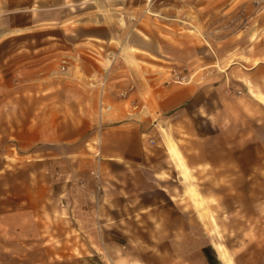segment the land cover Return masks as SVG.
Returning a JSON list of instances; mask_svg holds the SVG:
<instances>
[{
  "label": "crops",
  "instance_id": "1",
  "mask_svg": "<svg viewBox=\"0 0 264 264\" xmlns=\"http://www.w3.org/2000/svg\"><path fill=\"white\" fill-rule=\"evenodd\" d=\"M104 1L93 0L97 3L95 9L101 12L82 14L78 23L92 29L77 40L46 34L48 30L34 31L35 34H46L43 38H1L3 45L5 41L18 44L12 53L9 50L2 52L0 63L1 167H19L26 155L37 162L48 161L51 187L56 192L54 201L64 209L58 211L64 213L62 221L85 238V249L96 253L101 261L149 264L153 254L137 258L132 253L125 257H118L114 252L110 255L118 247H130L161 251L158 258L164 264V259L169 262V251H179L182 245L170 243L168 239L163 241V237L155 243L154 234L169 235L165 219L185 217L184 207H180L185 200L183 180L165 145L163 148L148 146L142 137L148 136L160 124L166 128L170 124L172 127L174 124L184 126L185 123H181L184 118L180 121L174 116L175 112L180 116L182 104L195 99L199 91L224 89L235 77L229 70L232 67H220V58L214 55L213 59H206L200 53L188 61L178 59V63L189 66L188 75L196 74L198 69L214 72L205 83L197 81L182 86L159 83L163 74L153 78L148 69H139L134 61L153 65L148 56L154 57L159 52L157 48L170 51L169 43L163 38H188L170 28L173 26L170 20L187 10L185 2L172 0L168 5L153 7V11L160 14L156 17L166 21L158 23L161 19L149 12L153 17H148L147 21H143L144 16L138 17L145 9L138 0ZM228 2L193 0V7L202 21L203 11L226 10ZM90 3L92 0L82 6L89 7ZM32 6L36 7V2ZM0 10H10L9 0L2 1ZM66 20L74 22L69 16ZM141 22L148 31L137 29ZM127 40L131 48L147 57L125 49L123 42ZM112 42H119L121 51H108V62L102 64L107 59L106 53L96 52L93 48L97 43L109 45ZM26 43L37 46L31 48ZM183 46L186 44H179V47ZM28 48H31L29 53L26 52ZM161 53L176 59L174 52L172 56L164 50ZM214 67L218 70L214 71ZM216 75L220 78H215ZM106 105L109 106L107 111L100 113V108ZM135 106L140 108L132 109ZM173 148L170 147V153L176 159L178 157L180 168L187 171L182 163L185 152ZM160 152L170 161L172 178L161 176V164L155 161ZM164 180H169L172 189L167 184L163 186ZM155 187L165 192L166 200L162 202H168L170 207L156 206L147 197ZM112 206L119 210L111 211ZM36 217L43 219L44 215L40 213ZM138 218L143 226L134 221ZM154 218L160 220L156 231L153 223L148 222ZM174 232L183 233L184 229L178 228ZM118 241H122L121 244ZM220 249L218 245V252L222 251ZM194 251L197 253L193 254L189 264L219 261L215 254L210 258L201 246ZM220 256L224 262L232 264L222 253ZM184 258L182 264H185Z\"/></svg>",
  "mask_w": 264,
  "mask_h": 264
},
{
  "label": "rangeland",
  "instance_id": "2",
  "mask_svg": "<svg viewBox=\"0 0 264 264\" xmlns=\"http://www.w3.org/2000/svg\"><path fill=\"white\" fill-rule=\"evenodd\" d=\"M89 1L9 0L10 10H0V63L2 52L9 50L12 53L18 45L12 41H5L3 45L1 38H43L46 34L75 40L82 37L85 31L92 29L78 23L82 14L88 16L101 12L95 9L97 3L93 0L89 7L82 6ZM138 1L145 8L138 16H144L143 21L153 17L150 14L161 19L156 17L160 14L152 8L172 2ZM228 1L226 10L203 11L202 21L200 14L195 13L193 0L179 1L185 2L187 10L170 20L173 23L170 28L188 38H163L170 45V53L166 52L167 49L157 48L159 52L154 57L148 56L153 65L134 61L139 69H148L153 78L163 74L159 83L170 86L191 85L197 81L205 83L207 77H213L214 72L199 69L196 74L188 75L189 66L178 63V59L188 61L200 53L206 59H213L214 55L220 58V67H232L229 70L235 77L224 89L199 91L195 99L182 104L180 116L177 112L174 116L180 121L184 118L181 122L185 123L184 126L174 124L172 127L170 124L166 128L160 124L148 136L142 137L148 146L163 148L165 145L183 180L185 200L180 207H184L185 217L165 219L169 235L154 234L155 243L163 237V241L168 239L170 243L182 245L179 251H169V262L164 259V264H182L183 257L185 264H189L193 254L197 253L194 250L200 246L210 258L212 254L218 258L219 261H211V264H227L220 253L232 264H264V0ZM34 2L36 7L32 6ZM66 16L74 22H67ZM162 21L166 22L161 19L158 23ZM142 22L137 29L148 31ZM38 30L48 31L35 34L34 31ZM18 34L21 37H17ZM183 43L186 46L179 47ZM25 45L37 46L36 43ZM123 47L147 57V54L131 48L128 40L123 42ZM30 49L26 52H31ZM93 50L106 53L107 59L102 64L108 62V51H121L119 42L97 43ZM162 50L170 56L174 52L176 59L165 57ZM213 70L218 69L214 67ZM218 76L215 78L219 79ZM225 104L229 106L224 107ZM107 109L103 107L99 112L104 114ZM170 147L185 152L182 163L187 171L180 168L169 151ZM158 154L155 161L161 164L162 178L165 175L172 178L170 161L162 152ZM24 157L19 167L2 168L0 162V264H114L101 261L96 253L85 249V238L62 221L64 213L58 211L64 209L54 201L56 192L51 187L48 161L37 162L32 156ZM166 184L172 189L169 180L163 181V186ZM147 197L156 206L166 209L171 205L162 202L166 200L165 192L157 187ZM116 208L112 206L110 210ZM40 213L44 215L43 219L36 217ZM134 221L143 226L139 218ZM148 222L153 223L155 231L159 229V219H149ZM178 228L184 232L175 233ZM218 245L221 246L220 253ZM113 252L118 257L132 253L136 258L153 254L149 264H162L158 258L161 251L157 250L118 247L110 252L111 256Z\"/></svg>",
  "mask_w": 264,
  "mask_h": 264
},
{
  "label": "bare ground",
  "instance_id": "3",
  "mask_svg": "<svg viewBox=\"0 0 264 264\" xmlns=\"http://www.w3.org/2000/svg\"><path fill=\"white\" fill-rule=\"evenodd\" d=\"M120 24L123 25L122 20H120ZM172 148H173V147H172ZM173 149H174V148H173ZM170 151H171V150H170ZM172 152H173V150H172ZM174 153H175V151H174ZM175 154H176V153H175ZM175 154H174V155H175ZM175 156H176V155H175ZM177 159H178V157H177Z\"/></svg>",
  "mask_w": 264,
  "mask_h": 264
},
{
  "label": "built area",
  "instance_id": "4",
  "mask_svg": "<svg viewBox=\"0 0 264 264\" xmlns=\"http://www.w3.org/2000/svg\"><path fill=\"white\" fill-rule=\"evenodd\" d=\"M104 108H106V109H107V107H106V106H104ZM101 110H102V109L100 108V112H101ZM150 142H151V141H150Z\"/></svg>",
  "mask_w": 264,
  "mask_h": 264
}]
</instances>
